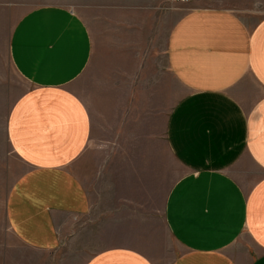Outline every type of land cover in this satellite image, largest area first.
Returning a JSON list of instances; mask_svg holds the SVG:
<instances>
[{
    "label": "crops",
    "instance_id": "obj_1",
    "mask_svg": "<svg viewBox=\"0 0 264 264\" xmlns=\"http://www.w3.org/2000/svg\"><path fill=\"white\" fill-rule=\"evenodd\" d=\"M23 1L0 0V11ZM110 1L82 2L86 13L70 6L79 0L38 4L14 24L10 59L29 89L6 121L23 170L5 202L17 247L0 264H55L49 254L92 214L78 167L94 131L107 200L128 207L107 232L151 218L169 186V264H264V0ZM138 225L127 222L133 242L84 264H159L162 243Z\"/></svg>",
    "mask_w": 264,
    "mask_h": 264
},
{
    "label": "rangeland",
    "instance_id": "obj_2",
    "mask_svg": "<svg viewBox=\"0 0 264 264\" xmlns=\"http://www.w3.org/2000/svg\"><path fill=\"white\" fill-rule=\"evenodd\" d=\"M62 1L71 2V0H24L11 10L0 11V259H6V253L8 254L9 251L14 252L12 251L13 247H17L15 246L17 239L14 238L7 224L5 202L12 182L23 170V165L15 158V155L11 152L8 145L6 121L12 104L19 96L29 89L28 82L18 74L10 59V35L15 22L25 14L30 7L38 4L59 3ZM79 1V4L71 3L70 6L81 13H86L81 3H86L87 0ZM99 1H104L106 3L111 2L110 0ZM86 16L90 24H95L93 15L90 14V16ZM84 81H86V79ZM83 85L85 84L83 83L81 86ZM89 90L88 87L83 86L80 88L79 92L91 104L92 108L96 109L94 102L96 93L95 91L90 93ZM103 92L106 95L110 91ZM99 136L97 131L93 132L90 145L84 156V161L86 160L84 165L87 169L81 166L78 167L79 173L87 183L89 191L95 199L93 212L87 217L76 220L77 226L74 230L76 234L69 233L68 235H64L63 241L65 244L55 253L49 254L48 257L54 259L55 264H84L93 254L107 245L112 243L127 244L128 242H133L134 239L131 238L133 233L130 234L127 232L129 229V227H127V222H129L132 226H137L138 224V226H142L143 223L151 225L152 236L155 234L158 241L162 243L163 248L162 251L160 249L159 253H155V255H157L156 259L159 264H169L177 249V245L167 232L163 219L164 195L170 188L169 186L161 187L158 193L159 196L153 203L151 218L145 220L133 217L131 219L121 218V221L124 220V222L120 221V223H117V225L120 224V232H107V229H110V226L117 221V218L112 217V214L114 212H122L128 207L126 203L113 202L110 199L107 200L111 197L112 193L110 183H106L103 177L101 178V176H97L96 174L99 172V166L97 165L101 161L99 156V153H101V145L105 144L101 141ZM103 171L106 172L107 170ZM107 182H109V179H107ZM104 191L109 195L105 196ZM118 208H121L119 209L120 211L113 210ZM137 208L139 210L147 209L144 203H137ZM135 212V210H132L131 213ZM137 243L141 244L142 240L139 239ZM21 252L24 253V251L19 250L16 251V254L18 255ZM11 258L13 259L14 257Z\"/></svg>",
    "mask_w": 264,
    "mask_h": 264
},
{
    "label": "built area",
    "instance_id": "obj_3",
    "mask_svg": "<svg viewBox=\"0 0 264 264\" xmlns=\"http://www.w3.org/2000/svg\"><path fill=\"white\" fill-rule=\"evenodd\" d=\"M174 1H176V2H187L189 0H174Z\"/></svg>",
    "mask_w": 264,
    "mask_h": 264
}]
</instances>
